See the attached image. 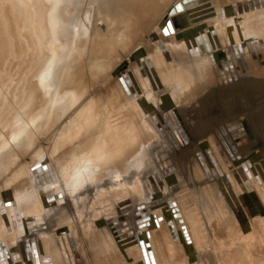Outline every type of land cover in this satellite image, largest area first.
<instances>
[{
    "label": "bare ground",
    "instance_id": "6f19581e",
    "mask_svg": "<svg viewBox=\"0 0 264 264\" xmlns=\"http://www.w3.org/2000/svg\"><path fill=\"white\" fill-rule=\"evenodd\" d=\"M36 1L34 14L30 0H24L23 4L15 0V11L9 7L11 0L0 2V36L4 34L0 39V54L5 51L11 55L13 51V61L0 63V70L12 71L19 66L16 84L9 92L16 106L23 108L31 93L30 84L42 74H46L44 82L54 84L52 37L59 31L61 39H67L77 24L78 41L72 56L76 66L74 73L55 89L50 90L49 84L46 88L42 86L43 90L40 86L42 92L31 95L28 104L31 109L23 117L20 115V119L13 112L7 117L4 107L3 119L0 117L2 121L6 116L5 123H0V178L15 167L13 164L23 149L33 148L36 139L33 137L41 135L43 127L47 126L44 133L50 131L69 112L82 103L83 106L69 115L66 127L45 147L33 152L35 159L27 157L21 168L0 181V264H4L5 256L10 258L8 249L24 238L35 242L33 252L28 243L32 261L25 264H37L36 260L38 264H146L138 246L122 250L107 223L119 216L132 219L138 205H144L145 212L152 215L148 203L166 195L178 202L191 245H186L178 234V240L172 241L165 223L157 221L156 228L149 226L141 231L144 237L149 235L155 264H238V257L225 253L228 241L214 233L226 232L225 237L234 241L233 246L237 245L235 241L240 237L233 222L243 231V227H250L246 217L250 205L255 213L264 208V176L259 178L253 171L256 181L247 173L246 165L245 171L240 169V161L228 153L229 159L221 150L214 132L221 125L225 132L236 124L227 135L239 156L248 158L249 165L264 160V0H212L216 16L199 26L205 27L204 34L212 26L217 43L205 36L201 40L204 54L196 44H191L190 50L184 45L191 28L182 25L180 14L168 18L177 23L176 27L172 25L171 32L162 31L168 11L181 0ZM76 11L80 13L77 20ZM251 16L255 18L243 22ZM9 18L10 28H6ZM74 18L77 22L72 24ZM41 21L47 23L46 28L39 27ZM136 54L150 58L160 88H150L146 69L140 66L139 73L143 74L135 82L140 96L135 94L129 101L114 76V68L122 61L132 67L131 56ZM222 56L230 60V65L223 69L226 84L214 62ZM97 87V95L91 97ZM229 90L233 94L243 92L247 106L226 117L217 95ZM139 100L155 106L160 117L158 106L163 100L172 101L186 123L192 142H187L178 124L163 120L170 135L167 139L180 148L176 150L170 141L167 144L166 137L162 138L145 114L146 110L137 105ZM213 121L215 127L209 131ZM31 122L37 127L30 137L25 124ZM7 138L13 140L9 147H4ZM13 147L16 149H10ZM203 149L216 153L222 178L202 154L195 157ZM43 158L50 162L49 168L31 171ZM236 170L238 173L231 176V171ZM72 179L73 191H66L65 185ZM185 188L188 192L182 191ZM54 193L60 195L61 205L43 206V201ZM161 214L167 217L166 210ZM40 215L46 229L26 232L23 218ZM243 217L245 222L241 221ZM262 226L260 230L254 226L252 231L258 238L264 233L263 230L260 234ZM63 228L72 261L62 257L56 241L58 231ZM255 238H250L247 244L253 247L252 254L257 255L261 248Z\"/></svg>",
    "mask_w": 264,
    "mask_h": 264
},
{
    "label": "water",
    "instance_id": "95a60500",
    "mask_svg": "<svg viewBox=\"0 0 264 264\" xmlns=\"http://www.w3.org/2000/svg\"><path fill=\"white\" fill-rule=\"evenodd\" d=\"M177 14L178 15L180 14L182 16V20H183V21L181 20L182 25L191 28L190 30H188L187 34L185 35L186 40L184 41V45L187 47V49L189 50L191 49L192 47L191 44H196L197 47H199L198 49L202 52V54H204L205 47L202 44L201 40L203 39L205 40V36L210 40L211 39L213 41L215 40V42L217 43L212 26H209L207 28V32L205 34L203 33L205 27L199 26V24H201L202 22L215 18L216 12H215V6H212V0H181L180 2H177L168 11L167 19L163 23L164 27L162 28V31L166 30V32H171L170 28L172 27V25L176 27L177 23L174 20L168 21V18H173ZM131 60L133 64L132 67L130 66L127 67V64L123 63L124 61H122L116 68H114V73H115L114 76L117 77V82L120 86V89L123 95L125 96V98L129 101L135 98V94H138V96H140V92L135 85L137 76L143 74V73L141 74L139 73L140 66L142 67L144 66L146 69L148 75L146 76L147 78L146 81L148 82L150 88L152 89V86L153 88L155 87L160 88V84L158 83L157 71L150 58H148L144 54H136L131 56ZM214 62L216 68L219 71L222 81L225 82L223 69L226 70V64L230 65V60H227L225 57L222 56L215 59ZM130 86H132L133 90H135L134 93ZM210 94H212V102H213L214 91L212 90ZM243 96H244L243 92H237L236 94H233L232 90L217 95L219 105L221 106L222 111L224 112V115L226 117L239 113L246 109L247 105L245 103V99ZM137 105L141 108V110H146L145 114L147 115L151 123L156 127V130L161 134L162 138L166 137V140L164 138L163 139L166 141L167 144L170 141L169 138L167 139V136L170 137V135L167 133V130L163 126V120H165V122L170 121L173 124L175 123L178 124L180 130L183 133L182 135H184V138L187 139V142L190 143L192 142V138L188 134L186 123L182 115L178 111V108L175 107L172 101L163 100L162 104L158 106V108L161 110L162 117H160L158 110L155 108V106L151 105L150 103H145L144 101L139 100L137 102ZM214 124L215 121H213V123L211 124L209 131H211L215 127ZM235 126L236 124L227 128V131L224 132L222 130L223 126L221 125L214 132V136L221 150L225 153V155L229 159H230L229 157L230 155L231 157H234L236 161H240L238 163L240 165L239 167L240 169L245 171L244 166L246 165V167L248 168L247 173L249 172V174L252 176L254 180L256 179L254 178L253 171H255V173L259 176V178H261V176H264V160L260 159L258 163L249 165L248 158H244V157L242 158L239 156L236 145L228 137L227 133L230 130L234 129ZM165 133L167 135H165ZM170 142L171 144H173V141ZM185 145H187V143H185ZM173 147L176 150H178L180 148V145L177 146L173 144ZM199 154L203 155L206 163L211 164L213 168L217 170L218 172L217 174L219 178H222L223 174L219 171L221 164L216 153L211 149H206V150L203 149L200 152H197L195 154V157L198 158ZM43 159L40 160V162H38L36 165H34L31 171H34L38 168H42L43 170L49 168L50 162L46 160L47 158H43ZM241 159L243 161H241ZM235 173H238V170L231 171V176L234 177ZM244 175L245 177H248L246 174ZM241 179L243 180V182H245L244 178ZM237 184L239 185L240 189L243 188L241 184H239L238 182ZM43 202H44L43 206L45 207L46 206L49 207L53 205L60 206L61 205L60 195L58 193H54L52 196L47 197ZM144 207H145L144 205L136 206L132 219H127L126 216H119L116 219L107 223L108 229L113 230L118 242L122 246V250H129L132 247L138 246L141 251L142 261L146 264H155L149 235H147V237H144L141 231L147 229V227L149 226H153L156 228L157 221L158 223L161 222L165 223L164 225L165 229L172 241L176 242L178 240L176 236L178 234L184 239L186 245L188 246L191 245L190 237L188 235L186 225L184 224L185 221L183 218V214L181 212V209L177 201L172 199L170 196L166 195L160 199L148 203V208L151 210L150 212L154 213L152 215H148L145 212ZM163 210H166L167 212L166 218L161 214ZM259 213L260 216L264 215V209L263 208L260 209ZM41 217L42 215L35 216L32 218L31 217L23 218V223L26 232H30V230L31 232H35L34 230H45L46 226L43 220L41 219ZM31 220H33V222H31ZM64 229L65 228L58 231V234L56 236V241L58 242V246L60 247V250L62 249L61 252L62 257L66 260L69 259L70 261H72V257L68 248L69 242L67 239H65L67 232ZM28 243L32 250V248L35 246V242L32 238H24L23 240L19 241L17 245L10 247L7 251L10 258H8V256H5L4 264H11L10 262H14V264H21V263L25 264L27 263V261H32L30 257V250L28 247ZM33 251L34 250H32V252ZM190 252H192V250ZM188 257L191 258L190 256ZM19 259H21V263ZM34 262L38 264L37 260Z\"/></svg>",
    "mask_w": 264,
    "mask_h": 264
},
{
    "label": "rangeland",
    "instance_id": "374dc122",
    "mask_svg": "<svg viewBox=\"0 0 264 264\" xmlns=\"http://www.w3.org/2000/svg\"><path fill=\"white\" fill-rule=\"evenodd\" d=\"M3 0H0V2H2ZM35 1V2H34ZM23 2H24V0H20V4H23ZM37 3V1L36 0H30V3L29 4H32V6H33V8H34V5ZM11 5V6H10ZM9 7L12 9V10H16V2H15V0H11V2L9 3ZM15 7V8H14ZM78 11V10H77ZM77 11L75 12L76 13V16H75V18H76V20L77 19H79L78 17H79V15H80V13H81V10H80V13H79V15L77 14ZM37 12V9H36V11H35V8H34V11H33V14L34 13H36ZM37 15V17L39 16V12L36 14ZM78 15V16H77ZM75 18L73 19V21H72V24L74 23V21H76L75 20ZM255 17L254 16H251L250 18H248V19H246V20H244L243 22H247V21H249V20H251V19H254ZM9 20H10V18L7 20V22H6V24H5V27L6 28H10V26H9ZM43 21H41L40 22V24H39V27H42V29L43 28H46L47 27V23H45V22H43ZM77 22V21H76ZM251 23V22H250ZM42 24V26H40ZM44 25V26H43ZM48 25H51V22L49 21V23H48ZM78 25L76 24V26H74L73 27V29H72V32H71V34L67 37V39H63V37H62V39H61V36H59V31L58 32H56V34L52 37V39H53V46H54V48H55V59L53 60V62H52V64L55 62V64H53L52 65V70H51V72H53V74L54 75H58L57 76V78H56V76H55V81L53 82V80H52V82L55 84H52L51 82H48V84H49V86H51L50 87V90L51 89H55V87L56 86H58V84H60V82H62V81H64L68 76H69V74L70 73H74V69H75V66L76 65H73V60H72V56L74 55V52H75V45H77V41H78V39H77V34L75 33L76 32V27H77ZM61 27V26H60ZM2 28H3V26H2ZM252 29V27H248V30H251ZM58 34V35H57ZM57 36V37H56ZM4 37V34H2L1 36H0V39L1 38H3ZM56 37V38H55ZM60 38V39H59ZM67 41H69V42H67ZM62 42H63V44H62ZM70 42H73V44L72 43H70ZM56 43L58 44V45H56ZM66 43V44H65ZM70 43V44H69ZM56 45V46H55ZM59 46V47H58ZM61 46V47H60ZM71 46V47H70ZM70 47V48H69ZM58 48H59V51L61 50H63V52H59L58 51ZM68 48H69V51H68ZM12 50H13V48H12ZM11 52V51H10ZM60 53V54H58V53ZM68 52V53H67ZM13 51L11 52V55L9 54V53H7V52H3L2 54H0V63H11V60L13 61ZM62 53H63V55H62ZM68 55H67V54ZM58 54V55H57ZM71 56V57H70ZM57 57V58H56ZM66 57L68 58V60L66 59ZM63 58V59H62ZM64 58L66 59V60H64ZM71 58V59H70ZM56 59H58V60H56ZM60 59V60H59ZM59 61V62H61L62 64H64V67H63V65H61V63H57L56 61ZM62 60V61H61ZM63 60L65 61V62H63ZM255 61H258V60H255ZM259 62H261V61H259ZM56 64L58 65L59 64V66L61 67H59V66H56ZM254 64H256V63H254ZM19 66L18 65H16V67L11 71V69H4V70H0V115H1V113L3 112V109H4V107H5V114H7L6 116L7 117H9L10 115H12V112L14 113V115H15V117L17 118V119H20L21 117H23V114H26L27 113V111H28V109H31L30 108V105H28L29 104V100H30V97H31V95H36V94H38V93H40V92H42V90H43V88L45 87V86H47L48 84L46 83V82H44V80L46 79V77H44V76H46V74L44 73V74H42L41 75V77H39L38 78V80L36 79V81H34V82H32L29 86H30V95H29V99L27 100V103L23 106V108H19V107H17L16 106V104H15V101H14V99L12 98V95L9 93V92H11V90H12V88L14 87V85L16 84L15 83V81H17V76L19 75L18 74V71H19ZM60 69L59 71L57 70V69ZM57 72V74H56V72ZM63 71V72H62ZM60 72H62V73H60ZM65 72H66V74H65ZM60 73V74H59ZM61 77V78H60ZM42 79V80H41ZM44 79V80H43ZM40 81V82H39ZM42 81V82H41ZM36 82H38V83H36ZM51 83V84H50ZM41 84V85H40ZM35 85V86H34ZM37 85V86H36ZM53 85V86H52ZM40 86L42 87V86H44V87H42V90H41V88H40ZM49 86H47V87H49ZM35 87H37V88H35ZM38 87L40 88V89H38ZM46 88V87H45ZM44 88V89H45ZM14 89V88H13ZM31 89H32V91H31ZM97 89H98V87L94 90V92H92V94H91V97H94V96H96L97 95ZM36 90H39V91H37V92H35ZM3 91V92H2ZM8 92V93H7ZM2 93H3V95H2ZM4 94L6 95V96H4ZM7 97V98H6ZM3 100H5V101H3ZM10 100V101H9ZM5 103H7V104H5ZM2 106V107H1ZM36 105H34V107H35ZM83 106V103L82 104H80L79 106H78V108L75 110H73V111H71V112H69V115L72 113V114H74V113H76L81 107ZM33 107V106H32ZM14 108H16V109H14ZM8 109V110H7ZM25 109V110H24ZM10 111V113L8 114V112ZM17 111V112H16ZM25 112V113H24ZM4 114V113H3ZM71 114V115H72ZM20 115H21V117H20ZM69 115H67L66 116V118L63 120V122H60V123H58L57 125H55L54 127H52V129L50 130V131H48V132H46V133H44L45 132V129H46V127H43V129L41 130V132L40 133H44L43 135L41 134V135H38L37 137H33V139L34 138H36L35 139V141H33V148L32 149H30V150H28L27 149V147L25 148V149H23L19 154H18V156H17V160H15V162H14V168H11L9 171H7V172H5L4 173V175L2 176V178H0V181L2 180V181H4V180H6L9 176H10V173L11 172H13L14 170H18V168H21L22 167V165H23V163L25 164L26 163V159H27V157L28 158H31V157H34V153L33 152H36L37 150H40L42 147H45V145H46V143L49 141V140H51L58 132H60V131H62L65 127H66V125H67V123L65 124V122L69 119ZM6 116H4V118L6 119ZM2 119H3V116L1 115L0 116ZM1 118H0V120H1ZM4 119V120H5ZM4 120H2V121H0V123L2 124L3 122H4ZM5 123V122H4ZM1 124H0V126H1ZM9 125H12L10 122H9ZM25 126H27L28 128L26 129V130H28L27 131V133L26 134H28V136H33L34 134H35V132H36V130H35V127H37V125H36V123L35 122H31L30 123V125H26L25 124ZM25 126H23V127H25ZM41 129V128H40ZM14 133V132H13ZM12 134V132L10 133V135ZM27 138V137H26ZM25 138V139H26ZM12 140H13V138H7V139H5L4 141L6 142L5 143V145H4V147H9L10 145H11V142H12ZM10 149H12V150H14V149H16V148H10ZM11 150V151H12ZM11 151H9V152H11ZM31 156V157H30ZM34 159H35V157H34ZM43 160H45V159H43ZM47 160V159H46ZM73 183H74V181H73V179L71 180V183L68 181V185L66 184L65 186V188H66V191H73L72 190V185H73ZM69 184L71 185V186H69ZM41 187V186H40ZM68 187H69V189H71V190H69L68 189ZM186 190V191H185ZM182 191H184V192H188L187 191V189L185 188V189H182ZM124 204V203H123ZM248 208H249V204H248V206H247ZM244 209L246 210V206L244 207ZM251 209V210H250ZM250 209H249V213L248 212H246V214H247V219H248V222H249V226L250 227H243L244 229H243V231H242V228H240V226H238V224L236 223V222H233V225H234V231H235V233L237 234V236L238 237H240L238 240H236L238 243H239V245H238V243H236V241H235V244H237V245H234L233 246V243H234V241L233 242H231L230 240H228V238H226L225 236H226V232L224 233L222 230V233H220V234H218V231H217V233H214V234H216L217 235V237L219 238V237H221V239H225V242L226 241H228L229 242V244H228V242H226L225 244H226V247L227 248H225V253H228V252H230V253H228V255L229 256H234L235 258H237L238 257V260H237V263L239 264H264V233H263V230H264V225H263V220H264V215H262V216H260L259 214L260 213H258V212H256L255 213V208L252 206V205H250ZM253 209V210H252ZM264 209V208H263ZM252 211V212H251ZM258 213V214H257ZM257 214V215H256ZM246 217H243L242 219H241V221H243V222H245L246 221ZM258 217V218H257ZM259 219V220H258ZM262 219V220H261ZM255 220H257V221H255ZM260 220L262 221V222H260ZM256 225H255V224ZM261 224V225H260ZM263 225V226H262ZM254 226H256V227H258V229L260 228V226H262L261 227V231H260V234L261 233H263V234H261L262 236H260V238L262 239V240H259L260 238H258V236L257 235H254L253 234V232L252 231H254V229H255V227ZM201 227V226H200ZM199 229H201V228H199ZM232 227H231V230H228L230 233L232 232ZM203 229H201L200 231H202ZM260 230V229H259ZM227 231V232H228ZM52 232H53V230H52ZM201 233H203V231L201 232ZM250 233H251V235H250ZM223 234H224V236H223ZM204 235V234H203ZM215 235V236H216ZM219 235H221V236H219ZM205 236V235H204ZM211 237V240H210V238H209V240L210 241H212L213 239H212V236H210ZM223 237V238H222ZM255 238V240L257 239L258 241L257 242H260L259 243V247L261 248V252L259 253V254H257V255H254V254H252V253H254V252H252L251 251V248L253 249V247H251L250 248V246L247 244V243H249L248 241H250L251 242V240H250V238ZM19 238H21V237H19ZM242 238V239H241ZM241 240V241H240ZM224 242V241H223ZM253 242V241H252ZM213 243V242H212ZM211 244V243H210ZM230 244H232V245H230ZM203 245H205V244H203ZM231 248H228V246ZM240 245H241V247H240ZM250 245H252V244H250ZM237 246V247H236ZM253 246H255V245H253ZM200 247H201V245H200ZM205 247H208V244L206 243V245H205ZM209 247H210V245H209ZM232 247H235V248H232ZM240 247V248H239ZM229 250V251H228ZM199 251V250H198ZM235 251H238V252H235ZM234 252V253H233ZM199 253V252H198ZM241 253V254H240ZM234 254V255H233ZM237 254H238V256H237ZM240 254V255H239ZM242 255V256H241ZM253 255V256H252ZM242 257V258H241ZM241 260H242V262H241ZM239 261V262H238Z\"/></svg>",
    "mask_w": 264,
    "mask_h": 264
}]
</instances>
